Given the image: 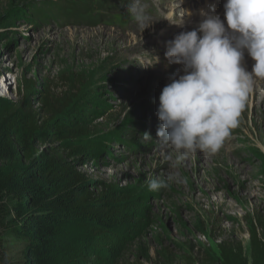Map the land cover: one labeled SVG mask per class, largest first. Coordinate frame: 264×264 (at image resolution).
Segmentation results:
<instances>
[{
    "label": "rangeland",
    "instance_id": "obj_1",
    "mask_svg": "<svg viewBox=\"0 0 264 264\" xmlns=\"http://www.w3.org/2000/svg\"><path fill=\"white\" fill-rule=\"evenodd\" d=\"M42 2L0 0V89L11 82L15 101L29 92L46 126L39 151L66 147L68 165L86 179L84 191L99 200L86 224L101 229L102 264H209L229 242L251 261L252 223L264 222V79L254 82L217 152L197 150L172 166L161 154L174 163L177 153L156 134L160 93L171 74H183L168 64L161 33L193 30L201 9L224 12L225 0H142L150 16L144 27L126 12L129 0L101 9L98 25L32 24V6ZM245 59L251 71L254 61ZM130 117L153 132L135 134L146 145L140 150L116 139L130 131ZM169 174L175 179L167 188L148 189L146 180Z\"/></svg>",
    "mask_w": 264,
    "mask_h": 264
},
{
    "label": "trees",
    "instance_id": "obj_2",
    "mask_svg": "<svg viewBox=\"0 0 264 264\" xmlns=\"http://www.w3.org/2000/svg\"><path fill=\"white\" fill-rule=\"evenodd\" d=\"M95 6L88 0L83 7L77 0H45L32 6L31 21L77 17L86 22L92 16L85 13ZM51 111L55 115L56 110ZM41 115L28 91L18 101L0 96V264H102L97 235L101 229L86 224L95 211L90 205L100 202L84 191L86 179L68 165L66 147L53 148L48 155L39 151L46 130ZM128 125L130 131H119L116 139L130 151L144 148L135 134L148 132L149 127L133 117ZM260 229L264 230V222L258 219L250 230L251 261L244 257L241 245L229 242L219 245L220 259L209 264H264Z\"/></svg>",
    "mask_w": 264,
    "mask_h": 264
},
{
    "label": "clouds",
    "instance_id": "obj_3",
    "mask_svg": "<svg viewBox=\"0 0 264 264\" xmlns=\"http://www.w3.org/2000/svg\"><path fill=\"white\" fill-rule=\"evenodd\" d=\"M123 6L139 26L150 20L142 0ZM223 8L224 19L215 5L201 9L197 27L166 42L168 64L183 70L169 76L156 110L159 141L177 153L174 163L170 153L161 154L172 166L197 150L217 152L237 127L254 82L264 79V0H225ZM246 54L254 61L251 71L244 63ZM173 179L169 174L146 184L158 191Z\"/></svg>",
    "mask_w": 264,
    "mask_h": 264
},
{
    "label": "bare ground",
    "instance_id": "obj_4",
    "mask_svg": "<svg viewBox=\"0 0 264 264\" xmlns=\"http://www.w3.org/2000/svg\"><path fill=\"white\" fill-rule=\"evenodd\" d=\"M47 5V4H46ZM223 11H221V10H219V14L220 15H223ZM161 18V15H158L157 16V19H160ZM192 18H193V16H192ZM164 23H160V25H163ZM160 37L162 38V42L163 43H166V40H171V39H173L174 37H170L169 35H167L165 32H163V33H161V35H160ZM244 63L246 64V59H245V61H244ZM159 70V69H158ZM10 78V77H9ZM8 80V77L6 78H4L3 79V83L5 84L6 83V81ZM0 84H1V86H2V82H0ZM264 84V83H263ZM252 91L253 92H255L256 91V89L255 88H252ZM6 93H8V92H6ZM6 96V95H5ZM132 127V126H131Z\"/></svg>",
    "mask_w": 264,
    "mask_h": 264
},
{
    "label": "built area",
    "instance_id": "obj_5",
    "mask_svg": "<svg viewBox=\"0 0 264 264\" xmlns=\"http://www.w3.org/2000/svg\"><path fill=\"white\" fill-rule=\"evenodd\" d=\"M4 87H5V86H3L2 89H0V94H1V95H5V94H6V92L4 91ZM6 88L8 89V91H7V92H8L7 96H8V97H14V98H15V94H16V93H15V89L11 87V82H9V83L7 84ZM9 90H10V91H9Z\"/></svg>",
    "mask_w": 264,
    "mask_h": 264
}]
</instances>
